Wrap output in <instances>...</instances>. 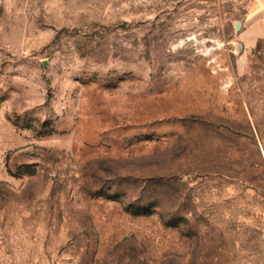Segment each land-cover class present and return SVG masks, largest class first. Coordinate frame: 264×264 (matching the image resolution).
Masks as SVG:
<instances>
[{
  "label": "rangeland",
  "instance_id": "obj_1",
  "mask_svg": "<svg viewBox=\"0 0 264 264\" xmlns=\"http://www.w3.org/2000/svg\"><path fill=\"white\" fill-rule=\"evenodd\" d=\"M249 2L0 0V264H264Z\"/></svg>",
  "mask_w": 264,
  "mask_h": 264
},
{
  "label": "crops",
  "instance_id": "obj_2",
  "mask_svg": "<svg viewBox=\"0 0 264 264\" xmlns=\"http://www.w3.org/2000/svg\"><path fill=\"white\" fill-rule=\"evenodd\" d=\"M240 28L243 47L253 51L264 45V0H250Z\"/></svg>",
  "mask_w": 264,
  "mask_h": 264
},
{
  "label": "water",
  "instance_id": "obj_3",
  "mask_svg": "<svg viewBox=\"0 0 264 264\" xmlns=\"http://www.w3.org/2000/svg\"><path fill=\"white\" fill-rule=\"evenodd\" d=\"M238 27H241V22H238Z\"/></svg>",
  "mask_w": 264,
  "mask_h": 264
}]
</instances>
